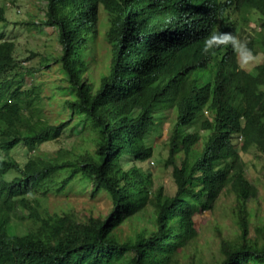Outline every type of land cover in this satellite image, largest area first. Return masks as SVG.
Listing matches in <instances>:
<instances>
[{"label":"trees","instance_id":"trees-1","mask_svg":"<svg viewBox=\"0 0 264 264\" xmlns=\"http://www.w3.org/2000/svg\"><path fill=\"white\" fill-rule=\"evenodd\" d=\"M35 1L47 6L38 23L57 30L61 51L54 62L73 91L64 102L70 119L50 123L23 111L35 99L22 88L14 42L0 35V151L19 144L34 150L76 118L92 146L71 157H30L23 166L0 159V264H179L197 235L195 215L211 210L224 188L243 204L258 196L241 152L256 146L264 153V0ZM252 10L262 17L247 46L263 56L253 70L242 69L229 46L202 52L206 37L233 32V15L248 25ZM101 11L112 57L96 85L84 52ZM168 109L175 111L166 158L173 195L153 188L151 173L138 165L152 157L145 139L157 113ZM75 180L109 197L106 215L79 220L41 210L39 200L29 198L60 193ZM140 215H149L150 223L120 237L119 226ZM24 222L28 231L20 235ZM238 224L235 240H222L218 264H264V243L249 237L246 220Z\"/></svg>","mask_w":264,"mask_h":264},{"label":"rangeland","instance_id":"rangeland-1","mask_svg":"<svg viewBox=\"0 0 264 264\" xmlns=\"http://www.w3.org/2000/svg\"><path fill=\"white\" fill-rule=\"evenodd\" d=\"M0 7L3 8L5 16V22H0V35L14 42V56L20 61L17 72L24 75L22 88L29 89L28 96L35 99L30 108L24 106L23 111L29 113L31 110L50 123L69 120L70 115L64 102L71 97L73 91L67 86L65 75L54 62V58L59 56L61 51L57 30L38 23L45 19L46 3L35 0H0ZM232 17L236 21L232 33L242 41H247L254 30H257L258 19L262 16L255 10L250 12L248 25L251 28L245 23H240L236 15ZM107 29V16L101 11L96 37L90 48L84 52L92 58L87 73L96 85L112 57L111 45L105 40ZM261 54L254 55V60L244 66L240 65L238 57V63L241 68L251 71L262 62ZM155 122L145 139V144L152 147L153 155L138 165L151 173L153 188L162 187L166 194L173 195L175 184L171 176V166L166 164V158L167 140L175 122V111L168 109L157 113ZM87 132L84 124L75 119L64 128L58 138L36 145L34 150L19 144L8 152L0 151V159L12 158L23 166L30 157L51 158L58 154L59 157H71L86 146L91 148L92 142ZM241 156L246 176L257 188V198L243 204L228 187L224 188L211 210L199 211L195 215L197 235L180 252L179 264H218L224 258L221 242L224 240L231 243L235 240L239 234L240 219L248 223L249 237L259 245L264 243V154L256 146H250L245 152H241ZM124 160L125 168L132 165L129 157ZM14 173L6 175V179L10 180ZM29 198H37L41 210L56 212L59 215L67 213L79 220L104 216L111 207L110 199L105 193L92 194L90 186L83 188L78 180L60 193L43 195L38 192ZM24 215H29L27 210H24ZM149 223V215L134 216L119 226L120 237L134 235ZM28 227L24 222L17 228V233L26 234Z\"/></svg>","mask_w":264,"mask_h":264},{"label":"clouds","instance_id":"clouds-1","mask_svg":"<svg viewBox=\"0 0 264 264\" xmlns=\"http://www.w3.org/2000/svg\"><path fill=\"white\" fill-rule=\"evenodd\" d=\"M247 41H242L232 32H217L204 39L202 52L208 54L211 50L220 46H229L237 54L240 65L244 66L254 60V54L247 46Z\"/></svg>","mask_w":264,"mask_h":264},{"label":"bare ground","instance_id":"bare-ground-1","mask_svg":"<svg viewBox=\"0 0 264 264\" xmlns=\"http://www.w3.org/2000/svg\"><path fill=\"white\" fill-rule=\"evenodd\" d=\"M225 14V13H224ZM257 25V24H256ZM241 26V25H240ZM249 27H250V25H248ZM254 27H255V25H254ZM222 28V27H221ZM251 28V27H250ZM225 29V28H224ZM254 29V28H253ZM255 31V30H254ZM237 34H238V32L237 31H235ZM242 33V32H241ZM245 33V32H244ZM253 34V33H252ZM242 35V34H241ZM247 35V34H246ZM244 36V35H243ZM250 38V37H249ZM246 39V38H245ZM251 39V38H250ZM242 40V39H241ZM252 42V41H251ZM253 43V42H252ZM264 43V42H263ZM264 45V44H263ZM221 47V46H220ZM215 50V49H214ZM213 50V51H214ZM253 51V50H252ZM256 52V51H255ZM262 55V54H261ZM260 57V56H259ZM263 57V56H262ZM20 62V61H19ZM259 66H262L261 64L259 65ZM256 67V66H255ZM16 68V67H15ZM242 69H244V68H242ZM252 69V68H251ZM261 69V67L259 68V70ZM25 70V69H24ZM247 72V71H246ZM260 76H262V75H260ZM259 76V77H260ZM262 77H264V76H262ZM262 77H260V78H262ZM263 79V78H262ZM260 80V79H259ZM262 82V81H261ZM260 82V83H261ZM264 82V81H263ZM258 83V82H257ZM263 84V83H262ZM193 86H195V85H193ZM189 87H191L190 85H189ZM194 89V88H193ZM195 90H196V88H195ZM193 91V90H192ZM196 91H199V90H196ZM216 91V90H215ZM196 93H198V92H196ZM217 93V92H216ZM229 106V105H228ZM231 108V107H230ZM56 110H57V108H56ZM242 110V109H241ZM250 110V109H249ZM252 111V110H251ZM210 112H211V110H210ZM233 112H234V110H233ZM244 113V112H243ZM135 115H137V114H135ZM236 115H237V113H236ZM77 117V116H76ZM255 117V116H254ZM72 119H74V118H72ZM77 119V118H76ZM238 119V118H237ZM249 119V118H248ZM75 120V119H74ZM81 121V120H80ZM78 122H79V120H78ZM75 123V122H74ZM83 124V123H82ZM73 125V124H72ZM71 125V126H72ZM79 125V124H78ZM74 126V125H73ZM155 126V125H154ZM83 127V126H82ZM72 127H70V129H71ZM72 131H73V129H71ZM152 130V129H151ZM156 130V129H155ZM158 131V130H157ZM81 132V131H80ZM89 132V131H88ZM87 132V133H88ZM75 134V133H74ZM10 136V135H9ZM91 136V135H90ZM93 136H95V135H93ZM47 139V138H46ZM45 139V140H46ZM238 141V140H237ZM48 142H50V141H48ZM236 142V141H235ZM242 144V143H241ZM235 146V145H234ZM11 149V148H10ZM239 154V153H238ZM264 154V153H263ZM240 155V154H239ZM165 168V167H164Z\"/></svg>","mask_w":264,"mask_h":264}]
</instances>
